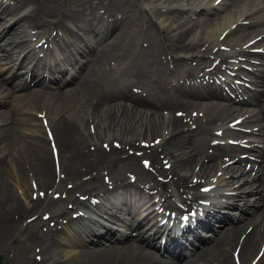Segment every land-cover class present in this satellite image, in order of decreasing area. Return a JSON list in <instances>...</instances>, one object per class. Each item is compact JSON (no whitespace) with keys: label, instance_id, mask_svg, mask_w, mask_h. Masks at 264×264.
<instances>
[{"label":"bare ground","instance_id":"6f19581e","mask_svg":"<svg viewBox=\"0 0 264 264\" xmlns=\"http://www.w3.org/2000/svg\"><path fill=\"white\" fill-rule=\"evenodd\" d=\"M139 1L0 3V252L76 194L26 233L34 258L11 264H264V9L235 0L207 18L231 4ZM240 118L253 140L227 125ZM200 201L180 237L200 244L179 261L180 239L159 249L148 225Z\"/></svg>","mask_w":264,"mask_h":264},{"label":"rangeland","instance_id":"374dc122","mask_svg":"<svg viewBox=\"0 0 264 264\" xmlns=\"http://www.w3.org/2000/svg\"><path fill=\"white\" fill-rule=\"evenodd\" d=\"M1 1L2 0H0V3H1ZM3 1H5V0H3ZM70 0H58V7L59 8H61V7H64V6H66L67 5V3L69 2ZM137 1H139V0H137ZM231 1H235V0H227V1H225V2H227V3H229V4H231V5H227L228 6V8H226V9H222V11L220 12V13H216V14H207L206 15V17L207 18H213L214 16H216V15H219L220 17H223V16H226L227 14H229V9H231L232 8V6L234 5H232V3H231ZM260 1V0H259ZM140 3H138V7L139 8H141L140 6L141 5H143V7L144 8H146V9H149V7H148V1H139ZM260 8H264V2H263V0H261V2H260ZM31 9V7L30 6H26V8H23L22 9V11H21V13L23 14V13H27L29 10ZM167 16H168V13H164L163 11H162V13H160V17H161V19L162 20H164V19H166L167 18ZM179 16L182 18V22H185V24L186 25H189V22H194V21H196L195 19L196 18H198L199 17V15H194V16H192V15H185V13H183V14H179ZM235 17L236 16H233V15H231L230 17H229V19L230 20H233V21H235ZM218 19V18H217ZM250 21V19L249 20H245V22H249ZM217 23L219 24V25H221V24H225L224 23V21L223 20H219V21H217ZM234 26V24L233 25H231L230 27H233ZM72 27V26H71ZM44 28H50L49 26H44ZM56 29V28H55ZM199 30H201V29H196V31L194 32V35H195V33H197V32H199ZM223 34H227V32L225 33V31L223 32ZM260 36H262V35H260ZM247 39V44H252V42L254 41V40H248V37L246 38ZM250 39V38H249ZM189 40V38H187V40L186 41H188ZM258 49H262V48H253V50H258ZM21 49H19V50H15L16 51V56H14L15 58L16 57H18V54H19V51H20ZM263 50V49H262ZM26 51H27V49H26ZM233 51H237L236 49H234ZM231 52V51H230ZM231 53H233V52H231ZM19 56H21V55H19ZM0 57H1V53H0ZM14 58V59H15ZM1 62H0V68L1 67H3L4 66V63L5 62H3L2 60H0ZM19 61V60H18ZM18 61H17V63H18ZM233 61H234V58L232 59V66H235V67H240V66H242L241 64H237V63H233ZM16 63V64H17ZM252 65H255L254 64V62L253 63H251ZM246 67H248V68H250V69H252V68H254V67H251V66H248V65H245ZM253 70V69H252ZM0 79H1V76H0ZM246 85L247 84H249L248 82H246L245 83ZM241 128H243V129H246L247 131H251L252 130V128L255 130L256 129V127H252L251 125H250V127H249V124L248 125H243V126H241ZM257 129H259V128H257ZM215 133H219V132H215ZM245 136H246V138L245 139H252V137H255L256 136V134H247V133H245ZM253 140V139H252ZM236 141V140H235ZM237 144L239 143V141L238 142H236ZM252 144V143H251ZM241 155H243V156H246L247 154L246 153H243V154H241ZM226 160V159H225ZM104 177V176H103ZM103 177L101 178V180L103 179ZM87 178V177H86ZM131 180H132V178H131ZM97 181H100V180H97ZM93 182V181H92ZM94 182H96V181H94ZM93 184H96V183H93ZM92 184V185H93ZM87 186V185H86ZM110 187H114V186H112V185H110ZM165 188V187H164ZM86 189V188H85ZM96 189H97V187H96ZM110 190H112V189H110ZM79 192V191H78ZM20 193V192H19ZM32 195H33V193H32ZM28 197L30 196V193H28V195H27ZM32 197V196H31ZM75 197V193H72L70 196H68V198H69V201L70 200H72L73 198ZM60 202L59 204H57V206H54L52 209H51V211H50V213H47V214H57V211H56V209L57 208H59V212H62L66 207H69V206H71L70 205V202ZM235 213H237V212H235ZM47 214H45L44 216H47ZM42 217V216H41ZM27 219V218H26ZM42 220H41V218L40 219H35V220H33V222L31 223V224H27V221H26V223H23L24 225H26L27 227H25L24 228V230H23V233L22 234H16V239H15V241H10V242H8L7 244H6V249H5V251H1L0 252V264H11V263H13L14 261H16V260H20V258L22 257V255L23 254H25L26 252L28 253V256H30L31 254H32V251H31V244H29V242H27V241H25L26 240V233L28 232V231H33V230H35V231H38V232H40V233H42L43 231H44V224L41 222ZM51 222V221H50ZM49 222V223H50ZM48 223V225H51V224H49ZM118 223V222H117ZM227 226V225H226ZM210 234V232L207 234V236ZM104 241V240H103ZM190 243H193V242H190ZM207 244L206 243H203V245H201V246H206ZM188 248H191V247H188ZM35 253H37V252H33V254H35ZM32 254V257L34 258V255ZM184 255V256H183ZM183 255H181L180 256V259H178L179 261H184V260H186V259H188V258H190L191 256H193V254H189V253H184ZM179 258V257H178Z\"/></svg>","mask_w":264,"mask_h":264}]
</instances>
